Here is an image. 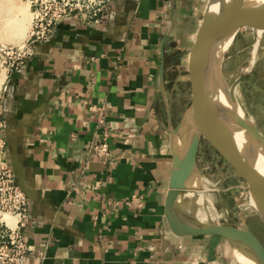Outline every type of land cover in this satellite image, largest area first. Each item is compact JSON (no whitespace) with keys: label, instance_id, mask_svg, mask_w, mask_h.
<instances>
[{"label":"crops","instance_id":"crops-1","mask_svg":"<svg viewBox=\"0 0 264 264\" xmlns=\"http://www.w3.org/2000/svg\"><path fill=\"white\" fill-rule=\"evenodd\" d=\"M207 2L111 0L92 24L63 22L5 76L4 159L30 205L26 264H228L227 241L178 237L164 218L173 163L164 99L176 127L187 108L174 111L172 76L182 75L191 103L186 65ZM242 82L264 124V66ZM100 121L104 159L90 151Z\"/></svg>","mask_w":264,"mask_h":264},{"label":"water","instance_id":"water-1","mask_svg":"<svg viewBox=\"0 0 264 264\" xmlns=\"http://www.w3.org/2000/svg\"><path fill=\"white\" fill-rule=\"evenodd\" d=\"M260 17H264V0H208L186 65L191 85V103L176 127L173 125L169 103L164 99L173 152L172 170L164 201V218L168 228L178 237L223 239L256 264H264V245L247 226L201 221L194 214V208L186 211L180 200L188 194L197 192L196 182L195 185L189 182L193 177L195 179L198 170L201 142L207 140L246 184L248 195L256 205L253 209L264 227V170H258L253 151L249 148L250 144L241 145L240 140H237L228 127L215 117L210 87L213 81L211 69L215 64V56L228 32L236 30L238 33L241 28ZM165 41L166 37L161 47L159 75L161 86L165 66L163 53ZM243 78L244 75L228 87L231 103L242 111L243 116L240 120L246 126L249 137L262 146L264 163V136L245 115L234 95L236 86ZM187 123L190 128L186 140L180 144V133L186 130ZM14 176L17 186L27 194L25 188L17 181L15 172Z\"/></svg>","mask_w":264,"mask_h":264},{"label":"rangeland","instance_id":"rangeland-1","mask_svg":"<svg viewBox=\"0 0 264 264\" xmlns=\"http://www.w3.org/2000/svg\"><path fill=\"white\" fill-rule=\"evenodd\" d=\"M15 1L26 8L28 12V24H24L22 15L18 13L19 10L17 8L12 7L13 5L11 6L10 4L6 5L0 0V49L3 47L22 45L28 34L32 18L29 12V6L23 0ZM23 27L25 28L24 35L22 34ZM256 33L255 25L251 22V24L241 28L225 51L220 65L222 77L228 87H231L239 77L248 75L251 66L256 69L264 66V35L260 42V50L258 49L257 59L254 64L251 65L253 47L257 41ZM6 52V50H0V75L6 71V67L3 66L7 57ZM6 75L7 71L5 72V76ZM172 77L176 80V86L178 87L176 95L172 97V105L174 111L179 116L180 114L182 115L186 108L188 109L190 97L189 100L188 95L186 98H182V92L186 89V82H184L182 75L178 72H174ZM248 85L249 83L240 81L236 86L234 95L245 115L254 122L258 129L261 128L264 130V124H262L263 120L258 117L261 110L257 105L251 104L254 102L253 98L252 101H250L251 103H248V100L251 99L248 93ZM2 86L3 85L0 87V92ZM189 128L190 125L187 123L185 134L182 136L183 141L186 140ZM200 149L201 153L198 159V170L195 176L196 186L199 189L195 191L206 194V199L210 202L209 204L206 201V208L210 209L213 207L216 214V219L208 217L209 219L207 218L208 220L206 222L230 225L241 224L247 226L264 245V227L256 211L249 204L250 196L248 195L246 184L226 162L222 155L209 145L207 140L201 142ZM203 178L205 182L202 181ZM242 185L245 186V188L240 187ZM229 249L231 253L227 256L228 264H239L233 254L234 247L230 245Z\"/></svg>","mask_w":264,"mask_h":264},{"label":"built area","instance_id":"built-area-1","mask_svg":"<svg viewBox=\"0 0 264 264\" xmlns=\"http://www.w3.org/2000/svg\"><path fill=\"white\" fill-rule=\"evenodd\" d=\"M23 1L29 6L31 23L22 45L1 48L7 51L3 64L7 74L18 70L31 59L37 45L48 42L63 22L77 20L92 24L108 11L111 3V0ZM3 128L0 116V264H26L32 254L25 239V231L31 222L30 205L26 194L16 184L13 170L4 159L6 141L2 136ZM99 128H104L102 121ZM90 151L98 159L109 157V131L106 128L102 130L99 141L90 146Z\"/></svg>","mask_w":264,"mask_h":264},{"label":"bare ground","instance_id":"bare-ground-1","mask_svg":"<svg viewBox=\"0 0 264 264\" xmlns=\"http://www.w3.org/2000/svg\"><path fill=\"white\" fill-rule=\"evenodd\" d=\"M2 1L6 5L10 4L11 6L13 5L12 7L17 8L19 10L18 13L20 15H22V20H23L24 24L25 25L28 24L27 23L28 22V12H27L26 8H24L22 5H19L18 2L15 0H2ZM252 23L255 25V28L257 31V33H256L257 41L253 47L251 65H253L257 59L260 42H261L263 35H264V17L257 18L256 20H253ZM24 27L22 29L23 35H24V30H25ZM236 34H237L236 30L228 32V34L226 35V37L224 38V40L222 41V43L218 47V51H217L216 56H215V64L213 65V67L211 69V78H213V81L210 83L211 94H212V111H213L215 117L218 120H220V122L222 124L226 125L228 127V129L235 135L237 140L238 141L240 140L241 145L245 146V145L250 144L249 148H251V150L253 151L252 155L256 159V166H257L258 170L263 171L264 170L263 148L258 142L252 140L249 137V135L247 133L246 126L240 120V117L243 116V113L239 109V107H234L232 105V103H231L232 99H231L230 91H229L228 86L226 85V83L223 80L222 75H221L222 70H221L220 62L224 56L225 51L228 49L229 45L233 41ZM4 79H5V72H3L0 75V87L4 82ZM180 134H181V140H182V141H180V143L182 144L183 143L182 136H184L185 130H182V133H180ZM248 141H250V142L248 143ZM203 180H204V178L202 179V181ZM203 182H205V181H203ZM189 184L195 185L194 177L189 182ZM205 195L206 194H203V192H200V193L195 192V195L194 194H188V195H186L185 198L180 200L181 201L180 204L183 206V208L186 211H191L194 208V210H193L194 214L201 221H207L209 218H215L216 219V214L213 210V207H211V205H210V207H211L210 209L206 208V201L209 204H210V202L206 199ZM249 200H250V203H249L250 206L252 208H255L256 205H255V202L253 201L251 196H250ZM215 219H214V221H215ZM233 254H234V256H235V258L239 264H256L252 259L245 256L243 253L238 251L236 248H234ZM233 263H234V261H233Z\"/></svg>","mask_w":264,"mask_h":264}]
</instances>
